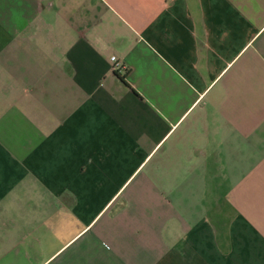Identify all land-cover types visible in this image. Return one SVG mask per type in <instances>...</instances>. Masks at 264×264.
I'll list each match as a JSON object with an SVG mask.
<instances>
[{"label": "crops", "instance_id": "0c3cea01", "mask_svg": "<svg viewBox=\"0 0 264 264\" xmlns=\"http://www.w3.org/2000/svg\"><path fill=\"white\" fill-rule=\"evenodd\" d=\"M0 264H264V0H0Z\"/></svg>", "mask_w": 264, "mask_h": 264}, {"label": "built area", "instance_id": "2783aa9c", "mask_svg": "<svg viewBox=\"0 0 264 264\" xmlns=\"http://www.w3.org/2000/svg\"><path fill=\"white\" fill-rule=\"evenodd\" d=\"M112 69L117 72H124L126 71V65L124 61L120 60L116 54L110 56Z\"/></svg>", "mask_w": 264, "mask_h": 264}]
</instances>
